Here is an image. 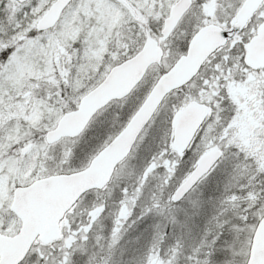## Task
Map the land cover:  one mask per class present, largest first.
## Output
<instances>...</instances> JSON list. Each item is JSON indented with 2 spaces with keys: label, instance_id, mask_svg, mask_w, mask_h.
<instances>
[{
  "label": "snow or ice",
  "instance_id": "obj_1",
  "mask_svg": "<svg viewBox=\"0 0 264 264\" xmlns=\"http://www.w3.org/2000/svg\"><path fill=\"white\" fill-rule=\"evenodd\" d=\"M0 264H264V0H0Z\"/></svg>",
  "mask_w": 264,
  "mask_h": 264
}]
</instances>
